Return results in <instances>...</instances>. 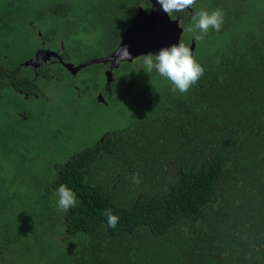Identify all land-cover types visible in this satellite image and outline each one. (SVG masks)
<instances>
[{
	"label": "trees",
	"instance_id": "16d2710c",
	"mask_svg": "<svg viewBox=\"0 0 264 264\" xmlns=\"http://www.w3.org/2000/svg\"><path fill=\"white\" fill-rule=\"evenodd\" d=\"M14 1L1 0V29L17 12ZM143 2L61 0L45 13L59 24L37 37L67 41L77 25H98L111 48ZM219 3L208 6L225 20L238 15L212 50L200 59L195 52L205 75L188 93L156 87L102 140L53 164L45 185L33 182L39 213L30 230L57 228L69 239L54 251L59 264H264V16L242 17L249 0H232L227 10ZM80 4L93 15L76 13ZM92 84L96 93L97 79ZM62 184L79 200L68 212L57 208ZM106 210L119 217L116 228Z\"/></svg>",
	"mask_w": 264,
	"mask_h": 264
},
{
	"label": "rangeland",
	"instance_id": "374dc122",
	"mask_svg": "<svg viewBox=\"0 0 264 264\" xmlns=\"http://www.w3.org/2000/svg\"><path fill=\"white\" fill-rule=\"evenodd\" d=\"M60 1H14L17 12L4 19L1 25L4 29H0V43H10L12 50L6 61L2 59L3 55L0 56V66H9L12 60L19 62L36 50L40 44L38 29L45 31L51 23L59 24L56 19L50 22L45 13L49 6ZM72 2L73 6L77 5V0ZM208 2L209 0H197L193 14L201 10H216L210 8ZM223 2L218 6L227 10V4L232 0ZM249 5L247 11L246 8L241 11H246L243 18L256 21L264 16V0H249ZM228 6L234 8L233 4ZM79 8L74 11L88 18L93 15L83 4ZM236 15L238 14L231 11L227 19H224L222 29L219 32L210 31L201 41L195 39L200 34L198 29L195 32L185 30L182 39L186 36L194 38V54L196 52L200 59L205 50H212L215 38H222V33L228 29L230 18ZM52 18H60L64 22V16L53 15ZM195 22L194 17L189 18L186 29L194 27ZM91 26L77 25L72 28L70 38L64 41V46L61 45L67 53L65 63L79 66L103 58L104 51H99L98 45L103 43L99 40L106 35L98 25ZM132 62L116 71L114 82L108 86L102 76V65L99 64L83 68L72 78L62 71L58 83L39 84L43 94L39 103H26L18 95H13L0 86L1 113L6 109L25 110L32 116L27 121L14 120L16 131L10 142L0 139V264H10L15 260L18 264H59L54 251H65L69 239L60 235L57 228L46 232L41 229L30 230L32 215L38 217L39 213L34 210L33 182L38 180L42 186L45 185L44 181L47 180V175H51L53 164L63 162L68 155L88 146L102 132L111 131V125L117 120L126 122L133 108L156 91V87H164L170 83L155 71L146 73L142 57ZM93 72L100 74L97 84L105 89L103 96L108 101L107 105L99 104L98 97L95 98L91 80ZM87 85L88 88L84 89ZM78 112L82 114H77ZM7 124L8 122L0 123V126Z\"/></svg>",
	"mask_w": 264,
	"mask_h": 264
},
{
	"label": "flooded vegetation",
	"instance_id": "af4514ba",
	"mask_svg": "<svg viewBox=\"0 0 264 264\" xmlns=\"http://www.w3.org/2000/svg\"><path fill=\"white\" fill-rule=\"evenodd\" d=\"M139 8H142L146 12L149 11V3L147 0H144L143 4L141 6L137 7V11ZM11 10H16L15 5H11ZM187 12V11H186ZM8 17V14H7ZM170 17V16H169ZM193 17V14L184 15V12L182 13H173L172 17H170L172 20H176L179 25L183 28V32L185 33V30H187V23L189 22V18ZM134 18V16H133ZM133 18L127 22L126 26L124 28L129 26L130 22L133 20ZM125 24V23H124ZM51 25V24H50ZM67 26V25H66ZM62 28V29H61ZM123 28V29H124ZM1 29V28H0ZM61 31L66 30L65 24L64 26L59 28ZM124 29V31H125ZM123 31V30H122ZM124 31L119 36L118 41L114 44V47L107 48L106 42H103L98 45L99 51L103 52V58L106 56H109L120 44L121 37L124 33ZM38 34L40 35V31H38ZM183 35V34H182ZM182 37V36H181ZM70 38V37H69ZM187 38V36H186ZM183 39L184 41L186 40ZM50 41V38H48ZM68 40V39H67ZM113 39H111L112 41ZM194 41L193 37L189 38V45ZM51 43H46L45 40H41L40 44L36 47V50L27 58L20 60L19 62L12 60L11 64L9 66H0V86L3 90L8 89L13 95H18L23 101L26 103H29L30 101L39 103L41 101L42 93L39 89V84L41 83H51L55 82L58 83L61 78L60 75L67 72V74L70 75L69 78L74 77L78 72L75 73V75H71L68 69L62 65V62H64L65 58V49L61 47V45L64 46V39H53L50 41ZM0 56L3 55V60H7L10 51L12 50V45L10 43H7L6 41L0 43ZM40 50H50L52 52L49 57H45V54H38V57L34 59L36 53ZM70 56V54H69ZM101 56H93V58H100ZM133 60L128 61H121L117 66L113 65L112 59L109 58L104 63H99V65H102V76L105 77V83L107 86L114 82V74L116 71L120 70L121 67L127 64H132ZM98 65V64H96ZM58 71H56L55 69ZM57 67V68H56ZM62 67V68H61ZM63 69V70H62ZM110 72L112 75V81L110 83L106 82V72ZM100 76L99 73L93 72L91 79L94 77L97 79ZM105 84V85H106ZM96 89V98L98 97V100L102 104H106V100L104 98V92L105 89L101 86H98ZM2 103H0V123L6 124L0 126V136L2 141L4 142H10L14 138V132L16 131L14 120L18 119L19 121H27L29 113L25 110H19L14 111L13 109H6L1 113ZM6 117V118H5ZM108 132H103L98 139V141L103 139V136ZM97 143V140L95 141ZM8 148H11V143L9 144Z\"/></svg>",
	"mask_w": 264,
	"mask_h": 264
},
{
	"label": "clouds",
	"instance_id": "9594fccd",
	"mask_svg": "<svg viewBox=\"0 0 264 264\" xmlns=\"http://www.w3.org/2000/svg\"><path fill=\"white\" fill-rule=\"evenodd\" d=\"M158 3L162 6L163 11L167 13L168 16L172 17L173 13L184 12V15L193 14V8L197 5V0H158ZM193 17L196 21L195 26L188 28L187 31L195 32L198 29L200 34L195 36L197 41L203 40L212 30L219 32L224 24V14L220 9L211 12L201 10L196 12L195 15L193 14ZM179 27L182 28L180 25ZM182 34H184L183 28ZM182 34L181 36L183 37ZM181 36L176 45H172L170 48L161 49L159 53L155 55L149 53L142 56V58L146 73L150 74L155 71L161 77L170 81L173 85V92L179 91L181 94H186L205 75V69L193 55L195 51V40L189 45L190 37H187L184 41ZM184 43H188V45L186 46ZM192 45L194 47L193 50L190 49ZM122 53L124 54V57L130 56V53H128L126 49L123 50ZM139 58L141 57L132 60L136 61ZM93 79L95 78L93 77L91 80ZM106 102V104H102L98 100V103L101 105H107L108 101L106 100ZM101 134L97 136L96 140L100 138ZM133 183H140L139 174H136L133 177ZM56 195L58 198L57 208L62 212H68L70 209L75 208L79 203L75 192L66 185H60L57 189ZM103 215L107 218V224L110 228L117 227L119 223V217L117 215H114L111 210H106Z\"/></svg>",
	"mask_w": 264,
	"mask_h": 264
},
{
	"label": "water",
	"instance_id": "95a60500",
	"mask_svg": "<svg viewBox=\"0 0 264 264\" xmlns=\"http://www.w3.org/2000/svg\"><path fill=\"white\" fill-rule=\"evenodd\" d=\"M149 3V11L146 12L139 8L129 26L125 29L120 44L109 55L102 59L90 61L86 64L74 66L70 63L62 62V65L68 69L70 74L75 75L79 70L90 66L92 64H99L106 62L109 58L112 59L113 65L117 66L121 61H130L132 59L142 57L149 53L158 54L161 49L170 48L176 45L182 34V28L176 20H171L167 13L162 9L158 0H147ZM193 45L190 47L193 50ZM127 50L130 56L124 57L123 50ZM38 54H45L49 57L52 54L50 50H40L36 53L34 59ZM112 81V75L106 72V82Z\"/></svg>",
	"mask_w": 264,
	"mask_h": 264
}]
</instances>
